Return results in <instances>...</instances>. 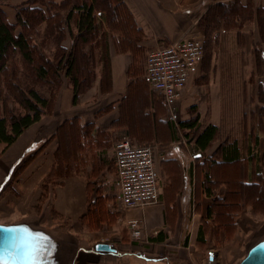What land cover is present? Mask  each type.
Here are the masks:
<instances>
[{
	"label": "crops",
	"instance_id": "0c3cea01",
	"mask_svg": "<svg viewBox=\"0 0 264 264\" xmlns=\"http://www.w3.org/2000/svg\"><path fill=\"white\" fill-rule=\"evenodd\" d=\"M26 1L0 0V12L16 24L17 10ZM122 1L114 16L96 11L101 28L90 48L91 85L74 100L72 81L63 75L51 111L1 156V222L22 221L43 230L53 244L52 264H239L251 247H245V229H264V217L245 222L251 205L235 212L234 228L217 217L213 203L226 196L228 170L214 155L236 139L243 165L253 117L264 106L259 97L264 72L252 57L256 49L264 55L257 23L264 0ZM232 3L249 7L250 19L239 28L226 30L221 24L214 35L204 28L202 21L212 10ZM215 31L220 38L234 36L226 57L222 44H211L181 96L186 108L194 107V118L210 117L200 130L209 124L220 129L211 146L201 150L183 133L193 130L181 125L191 117L176 121L166 114L161 93L145 78V60L154 47L187 36L216 37ZM64 45L71 46L68 35ZM261 62L264 69V58ZM238 115L247 117L245 136L224 133L221 117ZM124 134L154 145L161 191L157 204L125 209L120 203L114 146ZM261 142L264 147V137ZM57 153L60 174L47 182L58 166ZM209 177L219 180L211 192ZM132 219L140 221V238L132 236Z\"/></svg>",
	"mask_w": 264,
	"mask_h": 264
},
{
	"label": "trees",
	"instance_id": "16d2710c",
	"mask_svg": "<svg viewBox=\"0 0 264 264\" xmlns=\"http://www.w3.org/2000/svg\"><path fill=\"white\" fill-rule=\"evenodd\" d=\"M122 2V0L116 2L115 0H27L25 5L17 10L16 24L9 23L5 14L0 12V77L2 82L6 80L8 84H15L13 80L15 74L8 75L5 71L9 68V61L13 59V56H18L24 65L34 66L36 78L42 80L44 85L50 88H47L49 90L47 93L46 90H38L37 87L28 89L19 85L13 86L16 88V98L25 111L10 117L6 115L0 117V142L5 144V149L11 146L27 128L51 111L63 74L72 81L75 91L74 100L77 99L79 93L91 85L93 59L90 48L93 41L98 38L101 28L96 11L99 10V14H106L107 18L110 17V13L114 16L115 7ZM252 13L249 7H241L234 3L221 5L203 19L202 25L211 32L217 30L221 24L226 30L232 27L239 28L250 19ZM257 23L260 38L264 40L263 7L257 9ZM18 27L19 32H17ZM39 34H42L40 45L34 39V36ZM67 35L71 39L70 47L64 45ZM238 38L240 40L242 36ZM51 43L56 48L53 58L46 56L42 51ZM255 54L257 60L261 62L264 58L263 52L256 49ZM259 97L264 102L262 86L259 88ZM198 121L199 116H196L194 121L182 122L181 125L193 128L196 147L205 150L215 141L220 129L213 124L201 130L197 129ZM252 123V131L248 136L250 140L247 146L245 145L243 165L239 160L240 148L236 139L223 143L221 150L219 149L214 155L218 160H223L227 169L232 166L238 168L237 172L227 171L226 196L224 198L217 196L213 203L214 209L217 210V217L228 220V226L233 225V228L236 211L245 210L249 205L254 211H259L264 207V147L261 142V138L264 137V106L260 107ZM125 136L130 137L124 134L120 139ZM57 159L58 166L52 169L47 182L55 181L54 178L60 174L58 153ZM28 161L29 158L24 165ZM215 161L213 160L214 165L218 163ZM209 179L211 181H208L210 184L207 190L211 192L219 180L212 177Z\"/></svg>",
	"mask_w": 264,
	"mask_h": 264
},
{
	"label": "built area",
	"instance_id": "2783aa9c",
	"mask_svg": "<svg viewBox=\"0 0 264 264\" xmlns=\"http://www.w3.org/2000/svg\"><path fill=\"white\" fill-rule=\"evenodd\" d=\"M205 52V41L195 35L147 52L145 78L154 90L161 93L172 111L176 109L191 72ZM114 164L123 208L145 207L160 202V182L152 143H137L128 136L123 137L114 146ZM129 224L132 236L140 238L143 234L140 221L132 219Z\"/></svg>",
	"mask_w": 264,
	"mask_h": 264
},
{
	"label": "rangeland",
	"instance_id": "374dc122",
	"mask_svg": "<svg viewBox=\"0 0 264 264\" xmlns=\"http://www.w3.org/2000/svg\"><path fill=\"white\" fill-rule=\"evenodd\" d=\"M216 32V31H215ZM217 36H210L206 39V37L202 36V35H198L201 39H203L205 41L206 44V56L209 53V49L211 47V44H222L224 46L223 48V58L226 57L227 52H225V50H227V48H229V45L232 44V39H234V36L230 35V33H227L224 36H221L220 38V34L217 31ZM211 34V32H210ZM213 34V32H212ZM214 35V34H213ZM216 35V34H215ZM42 34H39L37 36H34V39L36 40V42L40 45L42 43ZM219 49V48H218ZM42 51L46 54V56L53 58V56L56 53V48L54 44H48L47 47H44L42 49ZM218 51V50H217ZM219 52V51H218ZM255 59L256 58V54L255 51L253 50V56ZM258 69L260 72H264L263 69V64L262 62L258 61ZM6 74H10L13 73L15 74L14 76V82L15 84H8V82L6 80H4L2 82L1 77H0V117L3 115H6L7 117H10L11 115L17 114V113H24V109L22 107L21 104H19L17 98H16V88L13 86L19 85L20 87H24V88H31V87H37L38 90H43L48 93L49 90H47V86L44 85L43 81L36 78L35 76V67L34 66H27L24 65L21 61L20 58L17 56H13V59L9 61V68L7 69V71H5ZM65 75V74H63ZM5 76V75H4ZM10 78V77H9ZM12 79V78H11ZM62 80H61V85L60 88L62 86ZM188 86V85H187ZM60 88L57 91V94L54 98L53 101V105H55V100L58 97V93L60 91ZM50 89V88H49ZM181 98V100L179 101V104L177 105L176 109L174 111H172V109H170L169 107L166 106L165 108V112H167L166 114L169 116V118H172L176 121H180L181 119L185 118V117H191V122L194 121V116H192V113L195 111L194 107H188L186 108V103H184V100ZM232 102V104L236 103V101H230V103ZM184 103V105L182 104ZM245 104L246 101H239L237 102V104ZM192 105V104H191ZM241 106V105H240ZM191 114V115H190ZM210 119V117H203V120H200L197 122L196 128L200 129L202 126H204L208 120ZM220 119L217 118V120ZM222 125V129L224 130V133H227L229 135H235L237 133H246V130L244 129V124L247 123V117L245 116H223L221 117L220 121H219ZM65 133V132H64ZM184 134H186V138L192 137V139L194 138L195 132L193 130H190L188 133L183 132ZM66 134V133H65ZM150 134V133H149ZM8 148L5 149V144L0 142V158L3 155V153L6 152ZM104 153L106 154V150L104 151ZM111 159V158H110ZM1 162V159H0ZM228 171H233V172H237L238 168L235 167H229L227 169ZM4 185H0V190L3 188ZM255 212V213H254ZM251 217H253V220L251 219ZM261 217H264V207L261 208L259 211H251V213H249V215H247L245 213L244 216V220L245 222L247 221V219L249 218V220L251 221H255L254 219H261ZM0 221H1V217H0ZM262 220H260L259 222H261ZM3 222L5 223H13V222H22V221H11V220H4ZM261 227H256L254 232L251 231L250 233H248L245 229V236H244V242H245V247H248L250 245H252L253 243H255L256 241H259L260 239L264 238V229H260ZM246 251V248H245Z\"/></svg>",
	"mask_w": 264,
	"mask_h": 264
},
{
	"label": "water",
	"instance_id": "95a60500",
	"mask_svg": "<svg viewBox=\"0 0 264 264\" xmlns=\"http://www.w3.org/2000/svg\"><path fill=\"white\" fill-rule=\"evenodd\" d=\"M0 228V259L6 264H33L34 260H40V264H52L51 253L53 244L51 240L46 249H41L43 238L33 237L29 232H8L6 229H17L26 226L35 233L47 234L43 230L30 227L26 223L19 224H1ZM49 238V237H48ZM264 239L253 245L239 262V264H264ZM100 249L115 251L109 244H99ZM42 258V259H41Z\"/></svg>",
	"mask_w": 264,
	"mask_h": 264
},
{
	"label": "snow or ice",
	"instance_id": "6c2138e0",
	"mask_svg": "<svg viewBox=\"0 0 264 264\" xmlns=\"http://www.w3.org/2000/svg\"><path fill=\"white\" fill-rule=\"evenodd\" d=\"M7 177L5 178V182L7 181ZM3 226H0V228H2ZM5 231L8 232H29L31 233V235L33 237H37V238H43V244L40 245L41 249H46L49 246V242H50V238L46 237L43 233H35L34 231H32L31 229H28L26 226H21L20 228L17 229H6ZM264 247V246H261ZM42 259V258H41ZM0 264H6V262L3 259H0ZM33 264H40V260H34Z\"/></svg>",
	"mask_w": 264,
	"mask_h": 264
},
{
	"label": "bare ground",
	"instance_id": "6f19581e",
	"mask_svg": "<svg viewBox=\"0 0 264 264\" xmlns=\"http://www.w3.org/2000/svg\"><path fill=\"white\" fill-rule=\"evenodd\" d=\"M0 223H1V224H19V223H24V222L3 223V222L0 221ZM261 240H263V239H260L259 241H261ZM259 241H257V242H259ZM257 242H256V243H257ZM256 243L252 244L251 247H252L253 245H255ZM251 247H249L248 250H249ZM248 250H247V252H248ZM247 252H246V254H247Z\"/></svg>",
	"mask_w": 264,
	"mask_h": 264
}]
</instances>
